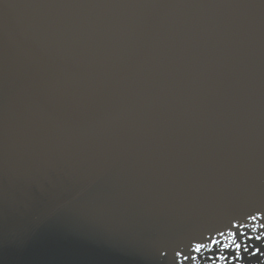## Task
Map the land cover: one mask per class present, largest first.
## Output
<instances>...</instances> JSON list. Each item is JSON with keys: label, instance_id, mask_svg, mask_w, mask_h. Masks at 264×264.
Returning <instances> with one entry per match:
<instances>
[{"label": "water", "instance_id": "obj_1", "mask_svg": "<svg viewBox=\"0 0 264 264\" xmlns=\"http://www.w3.org/2000/svg\"><path fill=\"white\" fill-rule=\"evenodd\" d=\"M262 225L264 0H134L0 139V264H264Z\"/></svg>", "mask_w": 264, "mask_h": 264}, {"label": "snow or ice", "instance_id": "obj_2", "mask_svg": "<svg viewBox=\"0 0 264 264\" xmlns=\"http://www.w3.org/2000/svg\"><path fill=\"white\" fill-rule=\"evenodd\" d=\"M252 219L255 220L256 217L253 216ZM262 227H264V225H262ZM221 235H223V233H221ZM232 235H233V234H232L231 232L228 233L229 244H234V245H235V249H236V251H237V255H239V251H240V249H241V245H240L239 243H236L235 240L231 239ZM257 239H259V237H257ZM219 243H220V241L215 240V239L212 240L211 245H207V246H206L205 244H202V243H197V244L194 245V248H192V250L195 251L196 253H200V252L202 251V249H204L205 247H209V248H210V247H212V246L218 245ZM229 244L224 245V249L228 248V247H229ZM224 249H221V251H223ZM246 250H247V249H245V251H246ZM179 255H180V254L177 253V256H178V257H179ZM185 259H187V258H185ZM219 259H220L221 261H223L225 258H224L223 256H221ZM191 260H192V261H197V256H192V257H191Z\"/></svg>", "mask_w": 264, "mask_h": 264}, {"label": "clouds", "instance_id": "obj_3", "mask_svg": "<svg viewBox=\"0 0 264 264\" xmlns=\"http://www.w3.org/2000/svg\"><path fill=\"white\" fill-rule=\"evenodd\" d=\"M197 264H199V262L197 261Z\"/></svg>", "mask_w": 264, "mask_h": 264}]
</instances>
